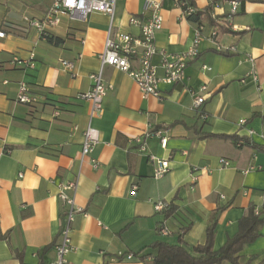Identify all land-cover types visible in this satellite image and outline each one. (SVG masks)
I'll return each instance as SVG.
<instances>
[{"label": "crops", "instance_id": "obj_1", "mask_svg": "<svg viewBox=\"0 0 264 264\" xmlns=\"http://www.w3.org/2000/svg\"><path fill=\"white\" fill-rule=\"evenodd\" d=\"M54 1L0 0V232L7 234L0 264L54 260L67 210L58 198L61 183L76 185L67 195L80 210L71 224L69 264H155L156 242L202 244L214 220L218 251L249 208L264 219V2L243 0L230 16L229 0H116L112 19L98 12L86 21L59 15L58 25L40 35L29 21L41 20ZM148 1L160 4L155 44L169 55L191 48L197 26L205 37L217 35L200 43L180 83L159 85L160 99L142 97L127 73L103 67L109 88L101 116L90 119V105L77 96L100 70L107 31L138 36L129 20L149 18ZM183 4L200 13L197 23ZM61 61L75 68L63 69ZM20 83L27 103L17 100ZM201 87L204 103L195 110ZM89 124L99 132L91 154L97 168L80 155ZM158 129L164 149L158 137H145ZM137 140H145V152ZM148 155L168 160L162 178L153 177ZM169 206L176 210L167 216ZM162 226L167 236L158 233ZM259 234L241 252V264L264 261V224Z\"/></svg>", "mask_w": 264, "mask_h": 264}, {"label": "built area", "instance_id": "obj_2", "mask_svg": "<svg viewBox=\"0 0 264 264\" xmlns=\"http://www.w3.org/2000/svg\"><path fill=\"white\" fill-rule=\"evenodd\" d=\"M243 0H229L230 16L235 15ZM116 0H55L52 7L47 11L46 15L41 20H31L29 25L34 27L40 35H45V29L58 25L59 15H68L71 20L86 21L87 17L94 13H102L113 18L115 11ZM184 6V15L190 16L196 13L192 7ZM147 7L150 10V17L146 20H141L132 17L129 20L131 25L139 28L140 34L138 36H131L128 34L112 33L111 28L108 29L103 51L99 54L100 70L98 73L89 76L92 82L91 89L85 93L79 94L77 99L87 102L90 105V119L100 117L102 114V102L109 87L103 81L102 69L105 66L113 67L121 72L127 73L135 82L142 97H154L160 99L159 85L165 84L174 86L180 83L184 77L185 69L188 63L194 60L199 55L198 47L205 39L214 38L217 33L212 31L210 36L205 37L203 34V27L197 26L194 31V38L192 46L186 52L169 55L165 51L160 50L155 44L156 32L161 28L162 17L160 15V4L157 1H148ZM4 37V32L0 31V38ZM159 57L157 64L153 63V58ZM34 55L31 54L29 58L28 67H33L32 60ZM15 63L21 64L20 61L14 60ZM63 69L71 71L75 68V62L61 61ZM204 70H208L203 67ZM159 71L162 76H159ZM250 78L254 83H257V77L254 70L250 74ZM27 87L24 83H20L18 102L27 103L29 98L26 95ZM205 91V87H201L195 93V100L193 107L199 110L204 103V98L200 96ZM202 118H206L205 114L200 112ZM244 121H241V124ZM251 134V132H250ZM156 136L160 140V145L164 149L167 144L166 137H163V131L158 129L146 134V138ZM145 141V140H144ZM144 141L139 142V152H145ZM99 142V132L90 124L82 133L81 145V160L83 158H90L93 168L98 167L96 160L91 158L94 147ZM148 160L154 167L153 177L156 179L162 178L169 169L168 160L158 159L153 155H148ZM220 165L228 167L229 162L220 159ZM253 168L244 171L248 173ZM21 176V175H20ZM135 189V186L132 187ZM76 189V185L71 182L61 183L59 185L58 198L61 203L67 208L65 215L61 220L60 225V240L54 246L55 258L49 264H69L67 255L73 250L71 243V224L79 209L75 207L74 199L67 195L68 191ZM161 205L156 206L159 210ZM158 233L161 236H167L168 231L163 226L159 228ZM127 260L132 259L131 255L126 256Z\"/></svg>", "mask_w": 264, "mask_h": 264}, {"label": "trees", "instance_id": "obj_3", "mask_svg": "<svg viewBox=\"0 0 264 264\" xmlns=\"http://www.w3.org/2000/svg\"><path fill=\"white\" fill-rule=\"evenodd\" d=\"M264 2V0H262ZM193 23H197L200 19V13L196 12L187 17ZM176 208L169 206L166 215L172 214ZM264 224V219L255 212L253 207L249 208L246 214L238 222V232L236 235L228 239L226 243L218 250H213L214 231L216 220L206 228L205 237L202 244L196 246L186 245L182 239L178 244L171 245L164 241H158L154 244L153 249L156 250L154 257L155 264H241V252L243 249L252 244L259 238V230ZM187 228L184 230L186 232ZM0 239L6 240L7 234H1ZM21 259V255H15ZM38 264H43L40 261ZM245 264H250L249 262ZM257 264H264L261 261Z\"/></svg>", "mask_w": 264, "mask_h": 264}]
</instances>
